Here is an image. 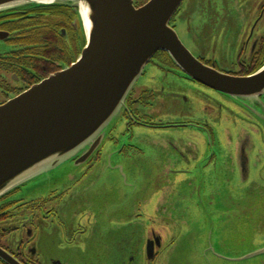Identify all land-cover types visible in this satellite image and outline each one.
Instances as JSON below:
<instances>
[{
  "label": "flooded vegetation",
  "instance_id": "obj_1",
  "mask_svg": "<svg viewBox=\"0 0 264 264\" xmlns=\"http://www.w3.org/2000/svg\"><path fill=\"white\" fill-rule=\"evenodd\" d=\"M181 4L170 26L201 63L238 78L264 67V0ZM86 43L70 7L2 11L0 107ZM125 103L82 168L80 154L52 188L0 198V264H264V89L229 96L157 52Z\"/></svg>",
  "mask_w": 264,
  "mask_h": 264
},
{
  "label": "water",
  "instance_id": "obj_2",
  "mask_svg": "<svg viewBox=\"0 0 264 264\" xmlns=\"http://www.w3.org/2000/svg\"><path fill=\"white\" fill-rule=\"evenodd\" d=\"M182 2L149 0L138 8L133 0H0V13L33 5L73 8L87 40L76 63L0 107V198L22 187L34 193L52 188L66 177L57 169L80 154L73 169L88 163L157 52H167L191 79L229 96L251 97L264 89V67L238 78L192 55L170 26ZM115 184L107 180L108 195L118 190L111 188Z\"/></svg>",
  "mask_w": 264,
  "mask_h": 264
},
{
  "label": "rangeland",
  "instance_id": "obj_3",
  "mask_svg": "<svg viewBox=\"0 0 264 264\" xmlns=\"http://www.w3.org/2000/svg\"><path fill=\"white\" fill-rule=\"evenodd\" d=\"M149 0H135V2H136V4L137 3H143V4H145L146 2H148ZM168 118V117H167ZM166 118V119H167ZM169 119H172V118H169ZM165 121V120H164ZM163 134H165V132H162ZM145 134H150L151 136H152V138L150 139L151 141H154V132H152V131H149V132H146ZM189 136H191V137H194V135L193 134H188L185 138H187V137H189ZM195 138V137H194ZM192 139V138H191ZM126 172H127V170H126ZM126 172H125V174H126Z\"/></svg>",
  "mask_w": 264,
  "mask_h": 264
},
{
  "label": "bare ground",
  "instance_id": "obj_4",
  "mask_svg": "<svg viewBox=\"0 0 264 264\" xmlns=\"http://www.w3.org/2000/svg\"><path fill=\"white\" fill-rule=\"evenodd\" d=\"M87 25H88V22H87Z\"/></svg>",
  "mask_w": 264,
  "mask_h": 264
},
{
  "label": "trees",
  "instance_id": "obj_5",
  "mask_svg": "<svg viewBox=\"0 0 264 264\" xmlns=\"http://www.w3.org/2000/svg\"><path fill=\"white\" fill-rule=\"evenodd\" d=\"M61 6V5H60ZM68 7V6H67ZM73 9V8H72Z\"/></svg>",
  "mask_w": 264,
  "mask_h": 264
}]
</instances>
